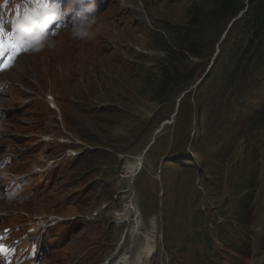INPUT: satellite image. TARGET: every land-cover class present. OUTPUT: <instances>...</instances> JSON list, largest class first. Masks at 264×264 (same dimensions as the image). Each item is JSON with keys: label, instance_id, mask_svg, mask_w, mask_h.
I'll list each match as a JSON object with an SVG mask.
<instances>
[{"label": "rangeland", "instance_id": "1", "mask_svg": "<svg viewBox=\"0 0 264 264\" xmlns=\"http://www.w3.org/2000/svg\"><path fill=\"white\" fill-rule=\"evenodd\" d=\"M206 2L101 0L95 23L106 16L118 33L115 44L99 45L97 67L76 63H83L86 49L72 35L73 15L51 34V47L31 48L0 72V153L12 158L0 165V183L29 173L15 193L0 196V216L13 214L0 217V229L14 217L26 227L27 216L45 212L59 213L68 218L62 226H71L42 264H72L84 253L93 259L88 264H105L116 247L117 253L129 248L130 232L146 231L150 218L157 237L149 264H165L166 250L173 264H264V127L247 124L264 108L258 102L236 108L229 96L221 109L223 93L232 87L215 79L209 107L193 105L174 115L186 92L184 103H194L219 46L208 30L197 33L202 57H191L174 49L181 43L169 29H189L187 10ZM257 55L249 52L253 61ZM165 68L177 72L179 84L162 80ZM184 75L190 80L180 83ZM165 120L171 122L155 134ZM205 133L208 140L198 141ZM69 148L79 153L73 162L63 158L53 173L39 172ZM145 150L129 177L125 165ZM131 197L128 221L115 220ZM133 224L137 230L131 231Z\"/></svg>", "mask_w": 264, "mask_h": 264}, {"label": "trees", "instance_id": "2", "mask_svg": "<svg viewBox=\"0 0 264 264\" xmlns=\"http://www.w3.org/2000/svg\"><path fill=\"white\" fill-rule=\"evenodd\" d=\"M206 1V6L192 5L187 10V25L189 29L186 30L184 28V32L181 31V28L179 30L169 29L175 35L177 41L181 43L180 46H175L174 49L177 50L179 48V52L189 54L194 58L202 57V51L198 50L199 47L194 42V39L197 38L195 37L197 33L201 34L208 30L209 39L214 37L217 43L229 22L240 11L243 12L233 21L224 38L218 43V52L211 63L209 72L196 87L197 94L194 103H191L190 106L184 103L183 99L187 94L186 92L178 104L177 113L182 109L191 111L190 109L193 108V105H199L203 109H206L204 106L209 107V101L214 93L212 82L215 79H221L225 85L232 87V91L223 93L221 109L229 104L228 101L231 96L234 97L233 104L236 105V108L246 103H250L252 106V104H256L255 102L260 104L259 107L261 109L264 108V0ZM187 35L189 36L185 37ZM251 50L258 54L256 61L249 58ZM173 53L172 49H168V55L171 54L173 57ZM161 74L163 81L174 82L178 78L177 72L171 74L168 68L163 69ZM182 77L183 80L180 83L190 80V77L186 76L185 78V75ZM249 83H253L256 88L251 84L248 85ZM175 84L179 83L175 81ZM158 90L161 93L165 92L164 82L159 84ZM186 97L188 99V95ZM212 101L216 102V99ZM253 111L254 109H249V114ZM226 120H229V118ZM247 124L251 129L264 127V113L249 120ZM192 136L191 144H194V134ZM207 140V133L203 136L198 135V141L204 143ZM244 183L240 184V186H243ZM242 190H245V188L243 187ZM247 198L248 194H245L241 199L242 207L245 206L244 202Z\"/></svg>", "mask_w": 264, "mask_h": 264}, {"label": "clouds", "instance_id": "3", "mask_svg": "<svg viewBox=\"0 0 264 264\" xmlns=\"http://www.w3.org/2000/svg\"><path fill=\"white\" fill-rule=\"evenodd\" d=\"M76 8L80 11L75 16L72 26V35L76 39H86L93 35L92 25L95 23V13L98 10L96 0H61L48 2L41 0L39 6L28 5L27 10L20 16L15 24V39L21 45L31 44V48L39 50L45 46L51 47L54 41L48 32L50 26L64 18ZM77 15V16H76ZM44 20V23L41 21Z\"/></svg>", "mask_w": 264, "mask_h": 264}, {"label": "bare ground", "instance_id": "4", "mask_svg": "<svg viewBox=\"0 0 264 264\" xmlns=\"http://www.w3.org/2000/svg\"><path fill=\"white\" fill-rule=\"evenodd\" d=\"M108 19L109 18L105 16L103 22L95 23L92 25L93 35L87 38L90 44H87L86 39H83V44L85 45L84 48L86 49L84 53L85 57L82 60L83 61L82 64L81 62L79 63V61L76 62L77 65H79L81 68L97 67L98 47L99 45L101 46V43L102 44L105 43V40L109 43H114V44L116 43L117 33H118L117 28H115L114 26H113L114 28H110L111 25ZM90 56H92V60H90ZM88 64H90V66H88ZM141 161H142L141 155L134 157L133 163H129L128 165L127 164L125 165L124 167L125 173H127L129 177H134L136 172L139 170V167L141 166ZM133 199L134 198H131L129 200L130 204H128L125 207H122L123 209L122 211H120V213L119 212L115 213V220L119 219V221L122 223L123 221H128L129 214L131 212V206H133L135 203L133 202ZM134 212H135V209H134ZM140 216H141V213H140ZM130 218H132V216H130ZM138 220L139 219L137 218V221ZM135 224H133L132 228L130 229L131 231L137 230V227L135 226ZM156 233H157L156 224L153 218H150L149 227H147L145 232H139L138 234L136 232H130V234L132 235V242L129 248L125 252L117 253L115 260L117 259L118 256L119 257L116 263L117 264H144L148 262L149 264V261L153 253L154 245L156 243V237H157ZM119 250H120V245H119Z\"/></svg>", "mask_w": 264, "mask_h": 264}, {"label": "snow or ice", "instance_id": "5", "mask_svg": "<svg viewBox=\"0 0 264 264\" xmlns=\"http://www.w3.org/2000/svg\"><path fill=\"white\" fill-rule=\"evenodd\" d=\"M38 3L41 0H37ZM50 34H56L53 30ZM15 31L6 34L3 26H0V71L7 70L15 63L17 56L23 52L31 49V44L21 45L15 39ZM5 251L4 247L0 245V253Z\"/></svg>", "mask_w": 264, "mask_h": 264}, {"label": "water", "instance_id": "6", "mask_svg": "<svg viewBox=\"0 0 264 264\" xmlns=\"http://www.w3.org/2000/svg\"><path fill=\"white\" fill-rule=\"evenodd\" d=\"M242 12H243V11H240L239 14H238L236 17H234V18L229 22V24L227 25L226 29H225L224 32L222 33L221 38H220V40L218 41V43L224 38V36H225L227 30L229 29V27L231 26V24L233 23V21H234L235 19H237V18L242 14ZM209 67H210V66H209ZM208 69H209V68H208ZM185 92H186V91H185ZM176 113H177V108H176V111L174 112V115H176ZM170 122H171V120H170V121H163V122L161 123L160 127H159L158 129H156L155 134H157V133L162 129V127H163L165 124H168V123H170Z\"/></svg>", "mask_w": 264, "mask_h": 264}]
</instances>
